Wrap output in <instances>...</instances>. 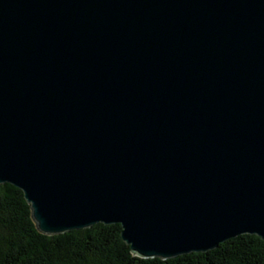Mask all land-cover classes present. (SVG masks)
Returning a JSON list of instances; mask_svg holds the SVG:
<instances>
[{"label":"water","instance_id":"1","mask_svg":"<svg viewBox=\"0 0 264 264\" xmlns=\"http://www.w3.org/2000/svg\"><path fill=\"white\" fill-rule=\"evenodd\" d=\"M4 182L132 256L264 240V0H0Z\"/></svg>","mask_w":264,"mask_h":264},{"label":"trees","instance_id":"2","mask_svg":"<svg viewBox=\"0 0 264 264\" xmlns=\"http://www.w3.org/2000/svg\"><path fill=\"white\" fill-rule=\"evenodd\" d=\"M22 190L0 183V264H264V240L239 234L203 252L142 258L130 252L119 223H96L60 234L40 232Z\"/></svg>","mask_w":264,"mask_h":264}]
</instances>
